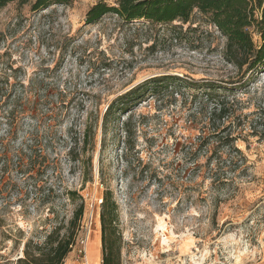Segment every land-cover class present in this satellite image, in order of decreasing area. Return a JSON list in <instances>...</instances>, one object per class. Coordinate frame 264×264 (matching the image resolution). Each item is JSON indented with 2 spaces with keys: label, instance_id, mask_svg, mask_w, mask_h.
<instances>
[{
  "label": "rangeland",
  "instance_id": "obj_1",
  "mask_svg": "<svg viewBox=\"0 0 264 264\" xmlns=\"http://www.w3.org/2000/svg\"><path fill=\"white\" fill-rule=\"evenodd\" d=\"M34 1L0 8V264L54 231L73 233L64 264H103L106 190L122 264H264V67L244 76L198 11L188 23L115 13L88 23L99 0ZM170 75L183 81L149 86L105 120L119 96ZM192 81L221 86L230 116L212 115Z\"/></svg>",
  "mask_w": 264,
  "mask_h": 264
},
{
  "label": "trees",
  "instance_id": "obj_2",
  "mask_svg": "<svg viewBox=\"0 0 264 264\" xmlns=\"http://www.w3.org/2000/svg\"><path fill=\"white\" fill-rule=\"evenodd\" d=\"M14 0H0V8ZM73 0H35L33 9H45L52 4H68ZM99 0L86 13L88 23H94L108 13H115L126 21L145 19L152 23L170 24L175 20L183 23L191 21L195 11L208 16V19L226 37L227 42L223 53L224 58L239 69L245 67V75L264 67V0ZM259 40L256 41L254 34ZM182 82L175 76H161L139 84L132 90L119 96L113 101L105 113V120L116 111L122 114L132 110L133 105L144 100L149 86L150 92L161 93L172 83ZM0 79V99L5 96V89ZM151 84V85H150ZM161 84H165L160 87ZM188 86L205 90L206 101L213 102L212 115L218 114L219 120H224L232 113L227 103L220 100L219 85L197 82H186ZM185 87V86H183ZM162 89V90H161ZM182 90V89H179ZM11 95V92L8 93ZM13 94V93H12ZM14 96V95H12ZM13 113V110L10 112ZM125 132L130 133V120L124 122ZM233 137H222V147L231 146ZM8 155L6 146L3 147ZM9 161H4L7 169ZM78 216H82L84 206L79 207ZM101 243L102 263L122 264L121 262V233L118 227L117 205L112 192L106 190L101 204ZM73 233L60 236L58 231L50 233L43 243L26 244L23 256L17 259L19 264H64L73 248Z\"/></svg>",
  "mask_w": 264,
  "mask_h": 264
}]
</instances>
